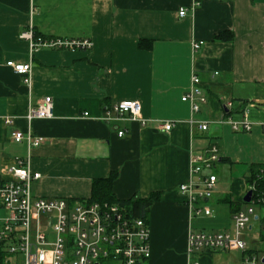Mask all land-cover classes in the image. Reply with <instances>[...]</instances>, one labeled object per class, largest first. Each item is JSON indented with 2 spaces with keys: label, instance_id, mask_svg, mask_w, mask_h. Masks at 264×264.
<instances>
[{
  "label": "crops",
  "instance_id": "1",
  "mask_svg": "<svg viewBox=\"0 0 264 264\" xmlns=\"http://www.w3.org/2000/svg\"><path fill=\"white\" fill-rule=\"evenodd\" d=\"M31 27L41 37L88 40L93 48L41 49L31 55L22 39ZM8 62L32 64L30 86ZM194 74L207 98L197 114L181 100ZM45 98L53 100V118L28 121L29 110ZM124 100L141 103L148 127L103 120ZM229 102L234 109H226ZM241 104L248 106L255 128L249 137L260 138L264 153V0H0V183L13 178L8 171L21 159L41 175L32 183L35 197L88 200L93 182L112 173L118 174L113 184L118 200L157 195L146 220L151 257L145 264H242L239 252L190 255L188 238L232 233L234 215L246 209L251 170L262 164L233 179L230 193L217 199L218 179L206 201L210 217L194 216L179 190L200 182L190 172L191 157L230 136L231 127L223 122L240 120ZM200 122L208 123L206 132L199 130ZM165 123L175 125L170 133L159 128ZM16 131L44 143L18 144L12 139ZM219 148L226 159L219 164H233ZM212 203L229 206L230 224ZM260 229L261 224L258 239Z\"/></svg>",
  "mask_w": 264,
  "mask_h": 264
},
{
  "label": "built area",
  "instance_id": "2",
  "mask_svg": "<svg viewBox=\"0 0 264 264\" xmlns=\"http://www.w3.org/2000/svg\"><path fill=\"white\" fill-rule=\"evenodd\" d=\"M185 16L186 10H180L179 17ZM22 39L29 42L31 55L41 49L90 51L93 48V43L88 40L36 36L32 27L22 33ZM202 45L194 44V50H199ZM7 65L24 77V82L30 86L31 63L8 62ZM181 100L189 104L192 114L199 113L207 103L201 89V80L196 74L191 78L190 90ZM240 106L243 108L241 119L228 118L223 124L229 125L236 133H251L253 124L249 121L248 106ZM226 109H234V103H227ZM53 116V100L45 98L38 107L29 110L27 119H51ZM84 116L88 117L89 114L85 113ZM103 120L106 123L128 120L139 122L143 127H148L151 123L142 117V105L136 100L118 102L106 112ZM6 123L13 122L8 119ZM174 126L165 123L160 124L159 128L170 133ZM198 128L201 132H206L209 125L200 122ZM118 135L122 138L125 132L121 131ZM12 139L18 144L26 142L29 148L39 147L44 143L43 138L18 131L12 133ZM221 160L217 145L210 146L190 159V172L199 176L200 182L182 184L179 190L183 196L188 197L194 216L212 215L206 201L216 189L218 178L212 172ZM8 172L13 178L0 183V206L7 212V217L0 219V250L4 255L0 264H145L150 259L151 234L146 220L126 214L115 204L35 197L32 183L39 181L41 175L32 172L27 161L16 160V165ZM259 190L256 183H250L246 189L245 196L252 192L251 202L246 205L245 210H239L234 215L232 233L190 234L189 254L203 251L239 252L243 254L242 264H264V252L263 255L252 253L246 240L252 222L256 220L261 223L258 211L264 212V190L258 192Z\"/></svg>",
  "mask_w": 264,
  "mask_h": 264
},
{
  "label": "rangeland",
  "instance_id": "3",
  "mask_svg": "<svg viewBox=\"0 0 264 264\" xmlns=\"http://www.w3.org/2000/svg\"><path fill=\"white\" fill-rule=\"evenodd\" d=\"M252 133H255V128ZM252 133H236L230 128V136L227 139L217 142L219 145L218 147H221L222 150L229 153L228 155L232 158L233 164L223 163L218 165L219 168L216 171V175L219 179V188L218 191L215 192V198H222L224 195L230 193V187L233 179L240 178V176L248 174L249 169L253 167V165L258 163L264 165V153L261 150L263 143L260 145V141H258L260 138L255 140L254 138L252 139L249 137ZM249 185L247 187H249ZM212 207L226 212V216L229 221L228 223L230 224V219L228 217L229 206L214 204ZM258 214L263 217V212L258 211ZM6 217L7 213L1 210L0 219H5ZM252 225L254 228L253 231L248 232L247 234L248 245L252 249L264 251V242L257 238L260 222L255 221Z\"/></svg>",
  "mask_w": 264,
  "mask_h": 264
},
{
  "label": "trees",
  "instance_id": "4",
  "mask_svg": "<svg viewBox=\"0 0 264 264\" xmlns=\"http://www.w3.org/2000/svg\"><path fill=\"white\" fill-rule=\"evenodd\" d=\"M36 36H39L36 34ZM220 39L224 38V35H220ZM222 162L226 161V159L221 160ZM264 165H259L251 170V182L256 183L258 188L260 189L258 192L264 190ZM118 174L112 173L108 178L98 179L93 182L92 186V195L91 198L87 201L90 203H110L118 205L122 211L126 214L134 217L147 220V216L150 210V207L158 198L157 195L152 196L149 199H139L133 198L130 200L122 201L118 200L113 194V184L114 181L117 179ZM73 201H83V200H73ZM243 205H247L245 202L242 203ZM261 229H260V240L264 242V212L263 217H261ZM251 251V250H250ZM252 253H256L254 250L251 251ZM4 255L0 250V262L2 261Z\"/></svg>",
  "mask_w": 264,
  "mask_h": 264
},
{
  "label": "water",
  "instance_id": "5",
  "mask_svg": "<svg viewBox=\"0 0 264 264\" xmlns=\"http://www.w3.org/2000/svg\"><path fill=\"white\" fill-rule=\"evenodd\" d=\"M252 192H248V194L244 197V202L249 204L251 202ZM257 219V218H256Z\"/></svg>",
  "mask_w": 264,
  "mask_h": 264
}]
</instances>
